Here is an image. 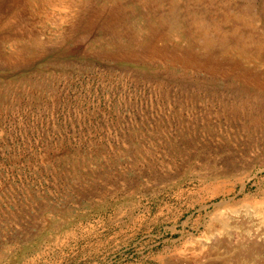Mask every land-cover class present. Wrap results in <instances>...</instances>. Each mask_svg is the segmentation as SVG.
<instances>
[{"label":"rangeland","instance_id":"374dc122","mask_svg":"<svg viewBox=\"0 0 264 264\" xmlns=\"http://www.w3.org/2000/svg\"><path fill=\"white\" fill-rule=\"evenodd\" d=\"M262 263L264 0H0V264Z\"/></svg>","mask_w":264,"mask_h":264},{"label":"bare ground","instance_id":"6f19581e","mask_svg":"<svg viewBox=\"0 0 264 264\" xmlns=\"http://www.w3.org/2000/svg\"><path fill=\"white\" fill-rule=\"evenodd\" d=\"M224 243H225V242H224ZM239 244H241V243H239ZM240 249H241V248H240ZM258 250L261 251V248L259 247ZM233 251H234V250H233ZM238 251H239V250H238ZM240 252H241V251H240ZM244 252H245V251H244ZM235 253H236V252H235ZM238 253H239V252H238ZM241 253H242V252H241ZM241 253H240V254H241ZM246 253H247V252H246ZM249 253H250V252L248 251V254H249ZM244 256H245V254H244L243 256H242V255H239L237 258H238V259H240V258H242V257L244 258ZM249 256H250V255H249ZM249 256H248V257H249ZM248 257H247L246 259H248ZM235 259H236V258H234L233 261H236ZM237 261H238V260H237ZM245 262H246V261H245ZM262 264H264V263H262Z\"/></svg>","mask_w":264,"mask_h":264}]
</instances>
